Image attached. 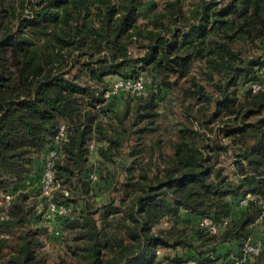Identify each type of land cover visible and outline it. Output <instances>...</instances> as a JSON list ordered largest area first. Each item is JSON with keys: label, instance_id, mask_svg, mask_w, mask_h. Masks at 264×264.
<instances>
[{"label": "trees", "instance_id": "trees-1", "mask_svg": "<svg viewBox=\"0 0 264 264\" xmlns=\"http://www.w3.org/2000/svg\"><path fill=\"white\" fill-rule=\"evenodd\" d=\"M139 77L145 91L107 95L115 78ZM253 82L264 84V0H0V264H48L44 220L66 248L55 264H224L250 239L262 247L244 264H264V206L240 203L264 197V89ZM162 101L180 108L169 124ZM99 176L115 183L103 202ZM48 200L67 211L46 217ZM235 206L241 216L217 232L201 225Z\"/></svg>", "mask_w": 264, "mask_h": 264}, {"label": "rangeland", "instance_id": "rangeland-1", "mask_svg": "<svg viewBox=\"0 0 264 264\" xmlns=\"http://www.w3.org/2000/svg\"><path fill=\"white\" fill-rule=\"evenodd\" d=\"M159 1V4L160 5H163L164 1L165 0H158ZM183 3L185 5H188L189 3V0H182ZM242 49H243V52L245 55H252V54H259L261 53V50H258L256 47L254 46H251V45H241ZM203 67L201 66H197L195 68L192 69L191 73L193 75H196L199 79H203V83H205L207 85V87L210 89V90H213V86L210 82H207L205 80V71H203ZM146 75V74H145ZM144 75V76H145ZM143 76V77H144ZM142 77V78H143ZM150 77V76H149ZM141 78V79H142ZM146 79V76L144 77ZM121 79V80H120ZM115 78L114 80H112L110 82V85L111 87L109 86V92L107 93V95H109L112 91H113V88H117L116 87V83H119L121 81H123V86L125 87L124 89L127 88V85H132L134 82V80H129V81H124L123 79L124 78ZM140 79V77H139ZM148 79V77H147ZM122 86L120 85L118 88H121ZM245 90V88L243 89ZM241 90V92L243 91ZM121 93V92H120ZM114 95H117V94H111L109 98H114ZM126 94H120V98L117 99V102H119V104L121 103V105L124 104V97H125ZM159 111H161L163 114H166V112L168 113V119L169 121L168 122H165L166 124H169L171 123L170 121L175 119L180 111V108L179 106H176L172 103H169L168 101L167 102H161L160 104V107H159ZM154 136V133H151L149 134L148 138L150 137H153ZM126 151L127 149L124 150V153L122 154V156L120 157V160L118 162V167L119 169L121 170L120 171V180L122 181V179H125L126 178V174L124 173V170L122 171L123 167L128 164L129 160L127 158V154H126ZM170 152V151H169ZM234 158L232 157V155H229V156H225L224 158V164H225V167H226V171L229 173H231L234 169H235V166H234ZM112 168H114V164H110ZM95 181H93V185L95 187V192L97 194V198L100 202H103V201H107L110 197V195H113L115 192H114V186H115V183L112 181V179L108 182L106 180V178L104 179L103 177L99 176L97 178L94 179ZM34 190H37V189H34ZM2 209V208H1ZM188 214V212H185ZM50 222L48 223L47 220H44L43 223L46 224L48 226L49 224V232L46 234V236H43V238L46 240V245L43 247V249L47 252V255H48V264H55L58 262L59 260V255L61 253H64L65 252V246H64V241L62 239V234H59L58 231H57V228L55 227V222H52V220H49ZM261 233V232H260ZM161 258L166 255L165 252H161ZM174 253V252H172ZM187 262V259L184 261V264Z\"/></svg>", "mask_w": 264, "mask_h": 264}, {"label": "built area", "instance_id": "built-area-1", "mask_svg": "<svg viewBox=\"0 0 264 264\" xmlns=\"http://www.w3.org/2000/svg\"><path fill=\"white\" fill-rule=\"evenodd\" d=\"M123 86V81L116 83V87L115 89H113V91H117L119 86ZM127 88L132 89L133 91H138V92H143L145 91V82L143 80H137L136 82H134L131 86L127 85ZM252 88L254 90H258V89H264V84L260 83V82H253L252 83ZM66 130H67V125L66 124H62L59 133L56 135V141L57 143H61V141L65 138L66 136ZM59 144L57 146V148H59ZM94 145L92 144V147ZM57 150H52V155L56 154ZM53 180H54V172L52 170V162L49 161L47 162V166H46V171L44 174V177L42 179V185H43V189L45 194H50V190H51V186L53 184ZM13 195L7 193L4 197L5 201H10L12 199ZM50 202L49 205V210L46 214V217L50 218L52 216H55L56 214L60 213H65L68 209L67 206L65 205H58L55 202L48 200ZM253 201H257L258 203H261L264 206V197L262 195H258L252 191H247L244 193V195H242V198L240 199V203L243 206H247L250 203H252ZM0 202H2L0 200ZM264 215V210L262 213V216ZM229 224V221L227 219H225L221 224L217 223L212 217L209 216H203L201 219V225L205 226L207 230H209L212 233L217 232L220 227L223 226H227ZM262 247V239H258V240H247L244 245H243V249H244V253L240 256L235 257V259L231 262V263H224V264H244L247 260L248 255L251 254H258L260 252V249ZM187 264H199L197 260L195 259H191L187 262Z\"/></svg>", "mask_w": 264, "mask_h": 264}, {"label": "crops", "instance_id": "crops-1", "mask_svg": "<svg viewBox=\"0 0 264 264\" xmlns=\"http://www.w3.org/2000/svg\"><path fill=\"white\" fill-rule=\"evenodd\" d=\"M242 211H243L242 207H240V206H235L234 209H233V213H232V215H231L229 218H227V220H228V219H229V220H232L233 218H238V217H240ZM189 216L193 218L194 215H192V214H186V217H189ZM194 217H195V216H194ZM231 247H233L232 243L226 242V243H223V244H221V245L219 246V250H220L221 252H226L227 249H229V248H231Z\"/></svg>", "mask_w": 264, "mask_h": 264}]
</instances>
